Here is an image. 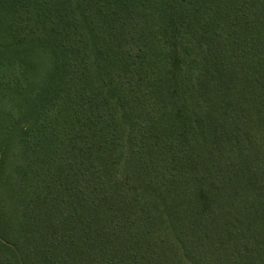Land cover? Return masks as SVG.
<instances>
[{"label":"trees","instance_id":"obj_1","mask_svg":"<svg viewBox=\"0 0 264 264\" xmlns=\"http://www.w3.org/2000/svg\"><path fill=\"white\" fill-rule=\"evenodd\" d=\"M0 264H264V0H0Z\"/></svg>","mask_w":264,"mask_h":264}]
</instances>
